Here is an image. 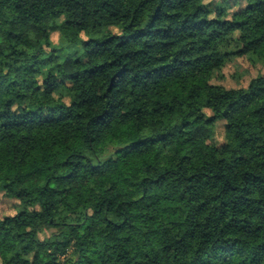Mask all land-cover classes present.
I'll return each mask as SVG.
<instances>
[{
	"label": "trees",
	"instance_id": "16d2710c",
	"mask_svg": "<svg viewBox=\"0 0 264 264\" xmlns=\"http://www.w3.org/2000/svg\"><path fill=\"white\" fill-rule=\"evenodd\" d=\"M205 1L0 0V264H264V0Z\"/></svg>",
	"mask_w": 264,
	"mask_h": 264
},
{
	"label": "rangeland",
	"instance_id": "374dc122",
	"mask_svg": "<svg viewBox=\"0 0 264 264\" xmlns=\"http://www.w3.org/2000/svg\"><path fill=\"white\" fill-rule=\"evenodd\" d=\"M204 3L205 6L207 5L212 8L216 6L223 7L229 16L245 7V2L242 0H206ZM50 42L58 55L61 56V59L64 57L75 58L80 54L77 46L67 45L62 40V36L56 28H51L50 30ZM258 76H264V63L254 55L248 54L228 59L222 68L214 74L211 84L230 90L247 89L251 81ZM66 98L69 100L70 96H66ZM205 112L207 115H211L209 110ZM214 141L219 144L224 142L223 121H219L215 126ZM13 204V201L0 196V216L13 214ZM47 234L49 232L44 233V235Z\"/></svg>",
	"mask_w": 264,
	"mask_h": 264
}]
</instances>
